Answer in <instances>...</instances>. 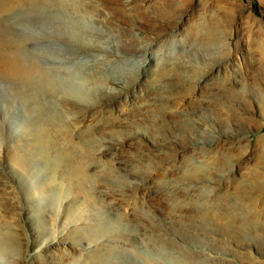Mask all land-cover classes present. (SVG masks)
Wrapping results in <instances>:
<instances>
[{
  "label": "rangeland",
  "instance_id": "rangeland-1",
  "mask_svg": "<svg viewBox=\"0 0 264 264\" xmlns=\"http://www.w3.org/2000/svg\"><path fill=\"white\" fill-rule=\"evenodd\" d=\"M71 1L29 43L88 105L0 82V264H264V0Z\"/></svg>",
  "mask_w": 264,
  "mask_h": 264
},
{
  "label": "bare ground",
  "instance_id": "bare-ground-1",
  "mask_svg": "<svg viewBox=\"0 0 264 264\" xmlns=\"http://www.w3.org/2000/svg\"><path fill=\"white\" fill-rule=\"evenodd\" d=\"M70 1L71 0H0V82L1 83H3V82L7 83L10 85V87L12 86L17 91L18 90H19V92L21 91L20 93L24 97V102L28 103L33 108V109H31V111L33 110V112H31V114H28V115H33L32 113H34V114H36L35 116L37 117V119H39V118L43 119V117L44 118L46 117V119H47L46 113L49 112L48 109H49L50 105H48L49 103L48 104L45 103L44 97L51 90L54 89V91H55L56 88H58L59 95L62 94L65 97L64 98L65 101H68V102L69 101L70 102L75 101L78 104L84 103V106H85V104L89 103V102H87L88 101L87 97H89L88 95L90 94L89 92L91 91V89L89 87H86L82 82L75 84L72 81L68 80L69 77H68V79L63 77V79H60V80L57 79L56 80V78L54 77L55 75L53 74L54 76L52 77L50 72H52V71L57 72L59 70V67H61V66L63 67V65L58 66V67L45 68L41 65L43 63H40V59H39L40 57H38L40 54L37 55L34 52L35 50L30 49L31 48L30 44L33 45V43H29V42H31V40L36 36L35 34H37L36 32H38L37 30H39V28H44V29L45 28H47V29L51 28L50 32L53 29H57L56 31H58V33H59L64 29V27L65 28L68 27L69 23L67 24V22H66V24H67V27H66V24H62V21L60 22L57 14H60L61 12H63V13H61V15L64 17L66 12L64 14L63 10L69 9V8H67L66 5ZM71 2L78 6L77 1L72 0ZM70 5H71V3H70ZM74 8L75 7H73L72 9H74ZM74 10H77V9H74ZM58 12H60V13H58ZM61 15L59 18H62ZM68 16H69V14H68ZM70 16L72 17V15H70ZM62 20L64 21V18H62ZM74 21H73V24H75ZM71 24L72 23H70L69 27H72L75 29V27L78 25V22L76 23L75 27H73L74 25L71 26ZM26 27L28 28V30H31L32 28L34 30V27H39V28L38 29L35 28V29H37L36 32L31 30V32H34L33 35L28 34L26 36V35H24V32H23L24 30H26ZM72 28H70L68 30H71ZM78 28H76V29H78ZM43 31H46L47 33L49 32L47 30H43ZM55 33L53 35H56ZM31 36L32 37L34 36V37L32 38ZM29 38H31V39H29ZM70 38H73V37H70ZM28 43H29V46H28ZM47 43H48V41H47ZM42 46H44V45L42 44ZM32 47H34V46H32ZM42 48H45V47H42ZM32 50L34 53L32 52ZM59 50H57V51H59ZM37 51H38V49H37ZM60 51H62V48ZM58 56H60V55H58ZM64 62H65V60H64ZM46 67H48V66H46ZM61 69L62 68H60V70ZM61 73H62V71H61ZM58 74H59V72H58ZM89 80L91 81V78L88 77V81ZM93 81H97V80H93ZM86 82H84V83H86ZM98 82H100V81H98ZM71 85H76V86L69 87ZM87 85H89V84H87ZM52 95H53V93H52ZM89 101H90V99H89ZM24 105L26 106L25 103H24ZM27 108H28V106H27ZM50 108H52V107L50 106ZM28 111H30V110H28ZM55 111H57V110H55ZM57 112H59V111H57ZM57 115H58L57 116V121H58L57 123L64 120V118H62L63 116L61 115V113H60V115H59V113ZM31 117H33V116H31ZM53 119L56 120V117H53ZM33 123H35V122H33ZM61 123L63 124V121ZM29 128L30 127H28V130H29ZM32 129H34V128H32ZM23 132H25V131H23ZM32 132H34V133H32ZM32 132H31V134H34V136L36 138L37 137L39 138L40 143L43 140V138H45L47 136L46 128L42 127L41 125L38 126L37 130L32 131ZM28 133L30 134V131ZM25 135L26 134L24 133L23 137H25ZM28 136H30V135H28ZM41 144H43L44 147L47 146V144L45 143L44 140ZM45 149H47V148H45ZM204 215L207 217V219H210L209 215H211V214L209 212L204 213Z\"/></svg>",
  "mask_w": 264,
  "mask_h": 264
}]
</instances>
